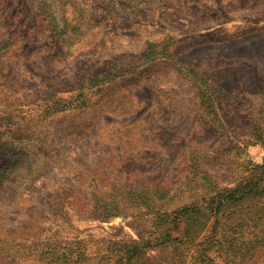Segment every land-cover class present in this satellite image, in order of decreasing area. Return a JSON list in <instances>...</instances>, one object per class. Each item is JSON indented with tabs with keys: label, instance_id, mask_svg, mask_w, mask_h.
<instances>
[{
	"label": "rangeland",
	"instance_id": "obj_1",
	"mask_svg": "<svg viewBox=\"0 0 264 264\" xmlns=\"http://www.w3.org/2000/svg\"><path fill=\"white\" fill-rule=\"evenodd\" d=\"M8 1L0 48L22 47V85L0 99L14 118L0 125V264H103L142 238L154 247L140 264H209L175 241L182 227L157 247L175 227L159 215L211 189L204 167L185 185L191 151L220 188L264 164L251 120L264 113V0ZM46 4L60 45L32 37ZM81 83L86 100L62 110ZM82 243L90 259L54 256ZM227 255L211 264H264V247Z\"/></svg>",
	"mask_w": 264,
	"mask_h": 264
},
{
	"label": "trees",
	"instance_id": "obj_2",
	"mask_svg": "<svg viewBox=\"0 0 264 264\" xmlns=\"http://www.w3.org/2000/svg\"><path fill=\"white\" fill-rule=\"evenodd\" d=\"M8 6L13 8L15 3H9L8 0H0L1 13L6 12ZM74 9L77 10L76 7ZM51 10V5L48 6L46 4L43 12H35L34 22L38 28L36 29L37 33L32 37H38L41 34L39 32L43 31L47 35L45 38L60 45L64 31L60 29L58 19L52 14ZM80 13L82 14L81 11ZM68 25L65 24V29ZM16 39L21 43L19 38ZM21 53L22 47L20 46L17 49L13 44L10 47L7 45L0 48V99L5 100L8 95L13 96L22 85L19 75L16 73V63L11 64V60L22 56ZM162 53H164V57L167 56L166 52ZM112 75V72L106 73V76L111 77ZM77 85L75 88L76 95L71 96L70 100L64 103L62 110L74 107L76 102L81 101L80 99L86 100L88 92L82 87L84 83ZM203 95L206 96L207 93L203 92ZM206 104L214 106L210 102H206ZM208 111H212L216 116L218 110ZM259 117L264 118V113L258 112L251 119L256 128L253 130V134L264 145V128L262 129L257 124ZM13 119L11 114L0 112V125L12 122ZM221 125L224 127V133L227 134L225 126H229V122L224 120ZM197 156H199L197 151H191L185 158L186 165L183 169L187 177L185 185L193 184L199 169L204 167L203 173L207 175L206 182L211 189L201 195H191L195 197V200L185 204L177 211L169 214L170 211L166 209V212L159 215L164 217L163 219H166L167 223L175 224V227L166 232L164 231L161 240L157 242V247L159 245L161 246L160 248L163 246H165V249L170 248L172 246L170 243L173 240L171 232L178 227H182L183 234L181 239L177 238L175 241L180 240V244L185 242L193 245L191 260L195 263L199 259L200 261L205 259L211 264L214 259L212 255H217L221 252H226L228 253L227 256H231L233 253L248 254L256 250V248L258 249V247H264V164L255 167V171L251 175L236 179L227 187L220 188L218 180L210 174L208 155L205 154V158H201V160ZM1 166L2 164H0ZM4 181L0 177V191L3 188ZM175 198L176 196H172L171 191H169V200L174 201ZM156 200L160 201L159 199ZM153 212H155V209ZM174 215H176L175 219L170 221V217ZM119 245L120 247L116 254H104L100 262L103 264H140L141 260L139 258L147 256L151 248L154 247L151 246V242L143 238L141 241L133 242L131 245ZM81 246H84L83 250ZM87 251L85 244L82 243L79 249L56 248L54 256L57 261L68 260L69 256L67 253L70 252V255H74L73 257H76V259L85 260L90 259L88 253L86 255ZM170 255V252H168L167 257Z\"/></svg>",
	"mask_w": 264,
	"mask_h": 264
}]
</instances>
